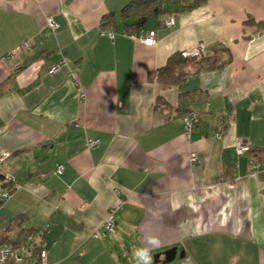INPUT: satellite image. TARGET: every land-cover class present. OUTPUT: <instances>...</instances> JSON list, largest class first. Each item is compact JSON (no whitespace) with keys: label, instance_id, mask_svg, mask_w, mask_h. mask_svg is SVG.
Masks as SVG:
<instances>
[{"label":"crops","instance_id":"1","mask_svg":"<svg viewBox=\"0 0 264 264\" xmlns=\"http://www.w3.org/2000/svg\"><path fill=\"white\" fill-rule=\"evenodd\" d=\"M131 1L0 0V156L10 153L0 175L13 179L0 181L12 188L0 238L49 225L48 264H153L173 248L166 264H264V169H253L264 159V0H171L128 34L119 13ZM149 32L152 46L137 37ZM200 42L205 63L158 80ZM239 138L251 154H237Z\"/></svg>","mask_w":264,"mask_h":264},{"label":"built area","instance_id":"2","mask_svg":"<svg viewBox=\"0 0 264 264\" xmlns=\"http://www.w3.org/2000/svg\"><path fill=\"white\" fill-rule=\"evenodd\" d=\"M174 24V20L168 19L165 22V25L170 27ZM47 28L52 32L56 33V31L59 28V24L52 18L49 17L47 19ZM111 38H114V32L109 31L107 33ZM138 39L146 46H152L154 43V32L149 33H141V35L137 36ZM30 45L28 43H25L23 46H21V49L29 48ZM206 44L203 42L198 43L195 47L184 50L181 52V55L185 59H196L199 60L204 57ZM61 57H62V63L65 62L66 56L63 53V51H59ZM60 68V64H57L53 66V68L50 70V73H56ZM85 93L81 91V97H84ZM195 113H190L188 117L185 118L186 121V131L187 136L190 135L191 129H192V118H195ZM99 143V140L96 139H87V144L89 147H94ZM235 150L239 156L251 154L253 152L252 147L250 143L245 141L244 139H237L235 141ZM10 157V153H3L0 156V170H1V164L6 161ZM191 161L192 162H198L199 158L196 154L191 155ZM253 169L255 172H259L264 169V159L263 160H253ZM63 171V166L58 165L56 168V173L61 174ZM1 172V171H0ZM45 174H42V177H45ZM13 179L7 175H3V182L6 184H12ZM115 193L117 195L121 194V191L116 189ZM11 195L10 189H5L4 192H2L1 199L4 201ZM123 201H119V203L112 207L108 215L106 217V220L104 222V227L107 231H113L115 224H116V213L119 210L121 204ZM49 225H46L44 228L36 229L33 231L32 234L28 236V238L18 244L17 246L13 245H3L0 246V264H48V256H47V250L45 248L46 245V230L48 229ZM95 237L98 238V235L95 233Z\"/></svg>","mask_w":264,"mask_h":264},{"label":"trees","instance_id":"3","mask_svg":"<svg viewBox=\"0 0 264 264\" xmlns=\"http://www.w3.org/2000/svg\"><path fill=\"white\" fill-rule=\"evenodd\" d=\"M204 0H195L193 4L187 5L188 7L196 6L199 2ZM171 0H135L127 4L119 13V20L121 21L123 28L126 33L132 34L134 32H139L144 29L145 26L151 21H159L161 17L171 12L167 6L172 4ZM179 4V1L173 2ZM183 6V5H182ZM118 18L116 14H109L103 18V28L112 29L113 32L116 31L118 25ZM189 61H198L196 59H185L182 57L181 52L179 55L174 56L170 59L169 64L161 69L155 75L158 77L160 82L166 84H172L181 79V74H176L175 70L179 65L184 63H189ZM202 63H205L206 60L203 58L199 59ZM198 61V62H199ZM204 61V62H203ZM208 62V61H207ZM201 64V63H200ZM204 64H201L200 67H204ZM215 64H208V68H215ZM200 69V68H198ZM0 181H3V176L0 175ZM10 186V184H6ZM4 189L12 188L5 187ZM2 192H0V205L2 204L1 199ZM33 231H30L26 234L25 239L22 241L15 242L13 240H7V238H0V246L9 244L17 246L21 242L25 241Z\"/></svg>","mask_w":264,"mask_h":264},{"label":"water","instance_id":"4","mask_svg":"<svg viewBox=\"0 0 264 264\" xmlns=\"http://www.w3.org/2000/svg\"><path fill=\"white\" fill-rule=\"evenodd\" d=\"M177 254V248H173L168 250L163 256V259L161 258V255L157 254L155 255V261L154 264H166L169 262H172Z\"/></svg>","mask_w":264,"mask_h":264},{"label":"clouds","instance_id":"5","mask_svg":"<svg viewBox=\"0 0 264 264\" xmlns=\"http://www.w3.org/2000/svg\"><path fill=\"white\" fill-rule=\"evenodd\" d=\"M138 255L144 258L145 260H148V257L145 252L141 251L140 253H138Z\"/></svg>","mask_w":264,"mask_h":264},{"label":"rangeland","instance_id":"6","mask_svg":"<svg viewBox=\"0 0 264 264\" xmlns=\"http://www.w3.org/2000/svg\"><path fill=\"white\" fill-rule=\"evenodd\" d=\"M154 264V263H153Z\"/></svg>","mask_w":264,"mask_h":264}]
</instances>
